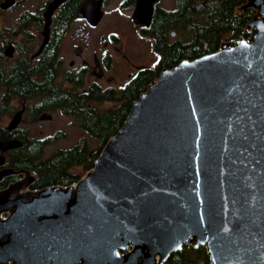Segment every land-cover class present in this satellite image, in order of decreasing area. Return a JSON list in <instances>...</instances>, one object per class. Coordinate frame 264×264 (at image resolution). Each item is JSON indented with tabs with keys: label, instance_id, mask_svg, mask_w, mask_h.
I'll return each mask as SVG.
<instances>
[{
	"label": "water",
	"instance_id": "1",
	"mask_svg": "<svg viewBox=\"0 0 264 264\" xmlns=\"http://www.w3.org/2000/svg\"><path fill=\"white\" fill-rule=\"evenodd\" d=\"M247 6L252 38L161 69L75 183L26 188L23 169L0 188V264H162L185 244L264 264V0ZM151 9L137 0L133 19ZM21 144L0 139V163Z\"/></svg>",
	"mask_w": 264,
	"mask_h": 264
},
{
	"label": "flooded vegetation",
	"instance_id": "2",
	"mask_svg": "<svg viewBox=\"0 0 264 264\" xmlns=\"http://www.w3.org/2000/svg\"><path fill=\"white\" fill-rule=\"evenodd\" d=\"M6 1L0 0V103L6 101L0 113V127L4 130V136L0 139L51 141L62 135V132L54 128L50 134L33 135L28 123L23 122L44 124L52 121L60 112L73 116L77 121L73 113L62 111L55 103H45L50 96V89L73 94H88L99 90L117 96L140 71L146 68L158 69V75L164 67H171L162 61L164 53L156 46L157 36L152 24L160 12L175 10L176 0L168 5L165 0H151L148 23L133 19L137 0H61L53 5L49 13L48 30L45 18L53 0H39L35 6L17 7V10L16 6L24 0H10L9 5L2 6ZM71 2L74 15L61 17ZM99 11L100 18L93 22L92 15L95 16ZM9 12L13 13V17L6 23ZM111 14L120 16L122 24L128 25L138 37L148 40L153 54L148 63H135L132 52L123 49L125 35L122 30L108 25L101 27L104 18ZM176 34L177 28L170 27L165 34L166 41L174 39ZM17 73L27 75L33 81L34 88L21 92L15 83ZM11 98L20 101L8 106ZM104 100L112 102V106L107 108H115L121 103L118 99ZM101 101L89 99L86 105L92 102L96 105ZM18 110H22L20 120L16 125H10ZM42 115L44 118H41ZM4 116H7V123L3 120ZM10 149L4 151L5 160L0 163V169L11 166L8 164ZM12 175L17 177L10 180ZM22 176V170H16L4 175L0 182L6 180L9 183Z\"/></svg>",
	"mask_w": 264,
	"mask_h": 264
},
{
	"label": "trees",
	"instance_id": "3",
	"mask_svg": "<svg viewBox=\"0 0 264 264\" xmlns=\"http://www.w3.org/2000/svg\"><path fill=\"white\" fill-rule=\"evenodd\" d=\"M246 2L247 0H176L175 10L156 15L152 27L157 36L156 46L164 53V64L173 66L182 58H192L214 51L224 40L233 41L238 37L250 40L254 29L249 28L247 23L256 9L253 6L244 7ZM72 12L71 2L61 17H72ZM170 27H176L177 34L174 39L166 41L165 34ZM157 71L158 69L151 68L140 71L117 96L99 90L88 94H73L46 89L50 96L45 103H55L62 111L73 113L81 127L96 140L94 147L85 137H81L72 146L42 157L43 141L31 139L22 142L20 146L9 148L8 164L15 170L29 169L33 173L34 179L29 185L32 189L75 183L82 175L73 168L80 166L88 170L93 166L102 146L121 126L132 101L157 76ZM17 75L15 83L19 85L21 92L34 88L33 81L27 75ZM89 99H118L121 103L115 108L99 109L93 102L86 105ZM5 102L0 103V113L3 112ZM3 136L4 130L0 127V137ZM15 177L17 175H12L9 179ZM7 182L1 181L0 188L5 187ZM207 261L208 255L203 245L195 247L185 244L173 251L162 264H205Z\"/></svg>",
	"mask_w": 264,
	"mask_h": 264
},
{
	"label": "rangeland",
	"instance_id": "4",
	"mask_svg": "<svg viewBox=\"0 0 264 264\" xmlns=\"http://www.w3.org/2000/svg\"><path fill=\"white\" fill-rule=\"evenodd\" d=\"M38 1L39 0H24L19 5L16 6V10L17 7L35 6L38 3ZM165 3L166 5L171 4L172 0H165ZM11 17H13V13L9 12L7 14V19H6L7 22L6 21L5 22L6 23L10 22L9 18ZM101 25L102 28H105L108 25L109 27L116 28L117 30H122L124 32L125 38H123L124 40L123 49L132 52V57L134 58L133 60L135 63H140V62L148 63L150 61V58L151 59L153 58V54L149 49L150 43L148 42V40L145 38L138 37L137 34H135L132 31V29L129 28L128 25H126L125 23L122 24L120 16H118L117 14H111L106 16L102 21ZM128 35L130 36L129 38H127ZM1 93H2V87L0 85V95ZM19 101L20 100L18 99L11 98L10 101L8 102V106L12 103H15L16 105L17 103H19ZM96 105L97 108L103 109L112 106V102L102 100L101 102L96 103ZM17 106L19 107L20 104H18ZM3 120L4 122H6L8 120L7 116H4ZM23 123H28L27 125L29 126L30 133L37 136H44L46 134H50V132H52V129L54 128L62 132V135L54 137L53 140L43 142L44 146L42 147V157H47L58 149L72 146L79 139H81V137H85V139L91 145H93V147L94 144L96 143V140L81 127L78 120L76 121V119L73 116L66 115L61 112L58 113L57 116H55L52 121L44 122V124H39L35 121L23 122ZM73 169L79 170L82 176L87 171L85 168L80 166ZM26 188H30V187H26ZM4 215L5 213L2 214V216Z\"/></svg>",
	"mask_w": 264,
	"mask_h": 264
}]
</instances>
